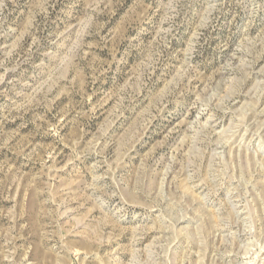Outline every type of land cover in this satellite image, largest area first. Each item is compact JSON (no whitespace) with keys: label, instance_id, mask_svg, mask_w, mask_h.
<instances>
[{"label":"rangeland","instance_id":"rangeland-1","mask_svg":"<svg viewBox=\"0 0 264 264\" xmlns=\"http://www.w3.org/2000/svg\"><path fill=\"white\" fill-rule=\"evenodd\" d=\"M0 264H264V0H0Z\"/></svg>","mask_w":264,"mask_h":264}]
</instances>
